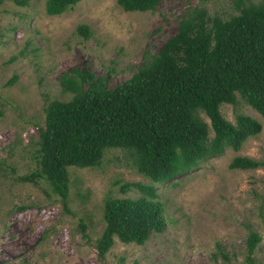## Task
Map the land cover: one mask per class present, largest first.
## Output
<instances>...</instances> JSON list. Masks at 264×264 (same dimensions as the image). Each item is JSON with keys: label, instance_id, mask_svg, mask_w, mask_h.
<instances>
[{"label": "rangeland", "instance_id": "rangeland-1", "mask_svg": "<svg viewBox=\"0 0 264 264\" xmlns=\"http://www.w3.org/2000/svg\"><path fill=\"white\" fill-rule=\"evenodd\" d=\"M23 1L0 5V262L264 264V166L228 167L238 155L262 159L264 118L238 93L236 105L221 104L222 115L232 123L238 112L249 115L262 124L261 131L239 150L227 147L190 172L157 184L167 226L144 244L115 238L102 258L97 255L105 199L137 197L139 191L123 193L120 185L149 182L126 150L107 149L96 167L68 166L65 204L45 180L23 178L37 169L33 152L46 105L71 98L61 90L62 72L89 69L113 88L132 76L144 55L160 49L189 10L229 18L238 14L241 0H161L154 11L144 12L124 11L116 0H81L58 15L45 12L46 0ZM82 24L90 28L87 38L77 31ZM201 117L209 124L205 114ZM251 232L260 240L254 262H246Z\"/></svg>", "mask_w": 264, "mask_h": 264}, {"label": "trees", "instance_id": "trees-1", "mask_svg": "<svg viewBox=\"0 0 264 264\" xmlns=\"http://www.w3.org/2000/svg\"><path fill=\"white\" fill-rule=\"evenodd\" d=\"M79 1L46 0L45 12L58 15ZM116 1L124 11L144 12L154 11L161 0ZM237 8L238 14L229 18L211 17L203 8L189 10L160 49L144 55L132 76L113 88L105 76L89 69L72 67L59 75L61 90L71 98L46 105L33 152L37 169L23 178L45 180L65 204L67 167H96L107 149L120 148L129 153L137 172L149 179L120 185L123 193L139 191L137 197L105 199V225L96 241L99 257L115 238L144 244L152 233L166 228L157 184L190 172L227 147L239 150L261 131L262 124L249 115L238 112L232 123L220 111L223 103L236 105L238 93L264 118V0H241ZM77 31L85 38L91 33L85 24ZM259 166H264V153L260 160L238 155L228 165ZM259 240L256 232L248 236L246 262H254Z\"/></svg>", "mask_w": 264, "mask_h": 264}]
</instances>
